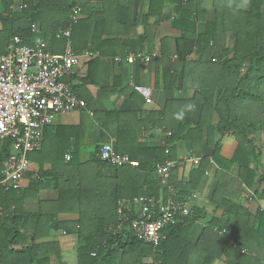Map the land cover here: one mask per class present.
<instances>
[{
    "label": "trees",
    "instance_id": "16d2710c",
    "mask_svg": "<svg viewBox=\"0 0 264 264\" xmlns=\"http://www.w3.org/2000/svg\"><path fill=\"white\" fill-rule=\"evenodd\" d=\"M145 1H148V11L141 14L140 6ZM165 3L173 4L178 16L174 25L181 34L175 39L174 52L169 38L160 40V58L175 54L179 69H161L157 86L176 92L193 90L194 94L191 98L168 100L162 110L151 111L147 119L141 120L133 111L100 112L85 86H80L83 92L78 94L72 85L76 95L86 102V107L79 109L82 111L80 123L45 128L41 147L33 153L39 165V178H33L30 188L0 187V209L7 214L0 230L10 234V238L0 243L1 250H5L1 246L4 244L25 245L6 250L12 264L46 261L37 257L44 246L35 245L34 241L28 244L19 234L20 226L16 222L28 221L31 217L35 220L36 238L77 230L80 240L77 264H212L229 259L235 264L264 263V211L251 214L244 205L248 200L236 195L252 184L261 157L256 134L264 129V0H250L246 9L240 7V0H213V20L204 17L207 12L204 0H0V54L7 52L14 35H21L29 45L44 41L50 52L63 53L67 38L62 32L71 27L70 41L75 53L99 52V58L90 62L89 74L83 79L85 85L97 84L93 69L98 59L119 57L122 59L119 64L123 65L130 53H140L138 45L151 38L150 19L162 16ZM12 5L17 8L12 9ZM20 5L26 7L18 8ZM77 5L81 12L74 23L70 14ZM200 22H205L204 29L196 33V24ZM32 24L39 26L38 32L31 31ZM139 24L143 25V34L137 39L127 37ZM230 33L235 37L231 47L227 46ZM103 35L115 37L102 39ZM71 78L67 79L70 83ZM128 83L118 80L115 84L118 92L136 95L138 91ZM203 90L216 92L214 105L202 96ZM196 102L202 104L198 121L193 119ZM174 107L177 112L169 120L168 112ZM214 112L220 116L216 127L210 122ZM151 119L153 126L147 122ZM153 129L170 133L166 135V145L154 146L148 142L154 135L149 134ZM212 131L233 136L237 148L233 157L226 159L220 154V146L213 145L212 160L218 166L215 174L218 183L212 203L216 204L223 193L221 202L228 207L222 218L208 222L197 243H191L189 238L196 226L195 220L203 219L206 214L201 208H193L191 216L163 229L165 237L156 246L127 230L110 231L119 223L118 201L123 198L152 196L159 200L163 195V201L169 198L183 201L195 192L210 165L209 159L202 157L200 164L189 171L187 179L180 178L183 165L178 161L177 144L190 142L191 155L199 157L200 141L205 136L209 138ZM109 138L115 139L114 149L118 154L128 156L138 165L113 166L101 160V143ZM89 149L88 160L82 162L81 153ZM9 153L8 145L0 150V180L4 177L2 163ZM30 153L28 158L32 159ZM68 153L70 160L66 159ZM166 162H175V166L168 175L161 176L157 166ZM45 164L51 168L44 169ZM234 164L239 165V175L231 178L228 174ZM106 169L111 170V176L105 175ZM141 173L145 174L142 183ZM42 188L55 189L57 198L41 200L36 214H26L23 202L31 196L30 190H35L33 197H37ZM227 195L231 196L227 198ZM255 198L264 200V171L255 189ZM61 212L76 213L79 220L59 222L57 215ZM43 226H47V234L40 231ZM52 248L61 264H68L58 246L53 243ZM200 251L203 253L195 263Z\"/></svg>",
    "mask_w": 264,
    "mask_h": 264
},
{
    "label": "crops",
    "instance_id": "0c3cea01",
    "mask_svg": "<svg viewBox=\"0 0 264 264\" xmlns=\"http://www.w3.org/2000/svg\"><path fill=\"white\" fill-rule=\"evenodd\" d=\"M250 0H240V7L247 8ZM213 0H204V7L207 9L206 14H204L205 19L213 20L214 18V10L212 8ZM136 7V5H135ZM141 14H145L148 11V1H145L140 6ZM178 18L176 11L174 9L173 4L165 3L164 10L161 17H152L150 19L151 23V38L147 41L140 43L139 52L144 55H151L149 59L137 58L133 62L128 60V56L126 57L125 63L120 65L119 62L122 59L118 58H102L98 59V65L94 70V79L97 84H83V79H86L89 74V65L90 62L99 58H93L86 63H82L76 66L73 70V73L70 75L71 82L74 86H76V91L83 92L80 89V86H85V91L90 93V95L95 100V106L100 112H108L110 109H116L119 111H133L137 112L138 118L141 120L147 119L148 114L151 111H160L165 106L168 100H172L174 98H191L193 90H186L181 92H176L174 90H165L161 86H157L159 83L158 78H160V71L163 68L170 69L171 71H176L179 69V62L175 54H172L171 57L168 58H160V40L163 38H169L170 46L172 51L175 50V39L178 38L181 34V31L174 25V21ZM205 22H200L196 24V33L202 32L204 29ZM119 29H117V32ZM143 25H137L132 31L129 32V38L137 39L141 34H143ZM115 37L103 35L102 39H110ZM235 37L234 34L230 33L228 35L227 46H232L234 43ZM92 51V50H91ZM98 52L97 50H94ZM99 53V52H98ZM69 77V78H70ZM118 80H121L123 83L129 82V86L133 88L134 85L146 86L151 89V102H147L145 97L137 92L136 95H131V93H120L118 92L117 86L115 85ZM122 87V86H121ZM101 93H105L102 95ZM202 96L207 98L212 105L215 103L216 92L214 90H203ZM84 99V98H83ZM202 104L201 102H196L193 109V119L194 121H198L199 114L201 112ZM81 110H76L70 113L58 115L55 119V123L53 125H64V126H76L80 123L81 120ZM173 112H177V108L170 109L168 114L170 115L169 120L173 117ZM220 121V116L214 112L211 118L212 127H216ZM149 124L153 126L152 119L147 121ZM112 123V122H111ZM149 134H154L151 142L154 146H164L167 144L166 135L169 133H164L159 129L150 130ZM208 132V131H207ZM209 138L207 136L204 137L203 141H200V147L197 150L200 152L199 157L192 156V147L190 142H179L177 144L178 150V161L183 167L180 168L179 177L182 176L187 179L189 177V171L200 164L201 158L205 157L209 159V167L205 172V176L202 180L200 187L192 192L187 198L186 202L191 212H193V208H201L205 211V216L203 219L195 220L196 226L189 238L191 243H197L200 240V237L203 233V230L206 228L208 222H210L213 218L220 219L223 217L224 212L227 209V205L221 202L223 193L218 196V202L212 203L214 191L216 189L217 180L215 178L216 170L218 166L212 160L213 154V145L218 144L220 146V154L222 157L226 159H231L234 155V152L237 148V141L233 136L225 135L221 136L219 132L212 131ZM256 145L261 151V157L258 161V168L256 171V175L252 181L250 186H245L242 190V193L236 192V195L242 196V199L245 197L248 202L245 203V207L250 211L251 214L255 215L258 210L264 211V200H259L255 198V189L260 185V175L262 171H264V129L256 134ZM115 141L114 138H109L104 140L101 143V147L103 144L107 143L110 140ZM100 147V148H101ZM116 152V151H115ZM35 151L31 152L32 159H29V170L23 175L22 178V187L17 190H25L30 188L31 181L33 178L38 179L39 165L35 160ZM117 153V152H116ZM69 154V153H68ZM67 154V155H68ZM118 154V153H117ZM70 155V154H69ZM121 155V154H120ZM90 156V149L87 151H83L81 153V161L85 162L88 160ZM67 159V157H66ZM193 159H199L198 164H194L192 162ZM68 160V159H67ZM102 160V159H101ZM104 161V160H103ZM108 162V161H106ZM111 164L110 162H108ZM51 168L50 164H45L44 169L48 170ZM239 165L234 164L231 168L228 175L231 178H236L239 175ZM106 176H111L112 172L110 169L104 170ZM159 174V173H158ZM160 175V174H159ZM140 183L143 182L145 178V174H140ZM162 176V175H161ZM184 179V180H185ZM229 180V178H226ZM231 182V181H230ZM36 191L30 190V197L26 198L23 202V211L26 214L34 215L40 210V201H51L57 198V191L55 189L42 188L38 191L37 197H33V194ZM228 192V191H225ZM227 195L226 197L228 198ZM225 197V196H224ZM126 199V198H123ZM236 201H239L234 197ZM159 200H163V195L159 198ZM9 211H13V208H10ZM7 218V214L0 209V224L2 220ZM57 220L59 222H76L79 220V215L76 213H59L57 215ZM19 224V234H21L23 240L28 244L31 241H34L35 245L44 246L43 250H39L37 253V257L40 260H46L43 264H61L57 255H55L52 244H56L58 248L63 252L62 258L68 264H77L78 257L76 255V251L80 246V240L77 234V230L74 229L68 233L62 232L55 236L50 235H42L39 238H36L35 234V220L31 217L28 221L20 220L16 222ZM1 229V228H0ZM42 233H48L47 226H43L40 230ZM10 238V234L8 231L0 230V243L6 241ZM35 239V240H34ZM21 241V239H18ZM5 250H1L0 247V264H12L8 259V254L6 250H17L22 248L25 245L20 243H9V245H1ZM202 251L196 254L194 259L195 263H198L197 260L200 255H202ZM6 256V257H5ZM129 264V263H123ZM212 264H235L233 259H229L228 261L216 260ZM264 264V263H263Z\"/></svg>",
    "mask_w": 264,
    "mask_h": 264
},
{
    "label": "built area",
    "instance_id": "2783aa9c",
    "mask_svg": "<svg viewBox=\"0 0 264 264\" xmlns=\"http://www.w3.org/2000/svg\"><path fill=\"white\" fill-rule=\"evenodd\" d=\"M20 5L18 8H24ZM12 5V9H16ZM81 12L79 5L74 6L70 19L76 23ZM31 31H39L37 24L31 25ZM67 38L63 53H52L44 41L34 45L24 43L21 35H14L7 52L0 54V150L5 145L10 153L3 161L4 177L0 187L19 189L23 175L29 170L28 154L41 147L45 128L53 125L58 115L70 113L86 107V102L72 89L73 83L67 79L76 66L99 56L96 51L85 50L75 53L70 41L71 27L62 32ZM151 55L130 54L128 60L149 59ZM147 102H151V89L134 85ZM170 135V133H169ZM102 160L113 166L130 164L137 166L128 156L115 152L111 139L103 144L99 151ZM71 159V155H67ZM198 164L199 159H193ZM175 162L158 165L160 175H168ZM118 224L110 228L114 233L127 230L146 243L158 245L165 236L162 233L169 225L177 224L182 218L192 215L186 200L166 201L140 196L121 199L117 208ZM133 215V217H129Z\"/></svg>",
    "mask_w": 264,
    "mask_h": 264
},
{
    "label": "rangeland",
    "instance_id": "374dc122",
    "mask_svg": "<svg viewBox=\"0 0 264 264\" xmlns=\"http://www.w3.org/2000/svg\"><path fill=\"white\" fill-rule=\"evenodd\" d=\"M100 151V150H99Z\"/></svg>",
    "mask_w": 264,
    "mask_h": 264
}]
</instances>
